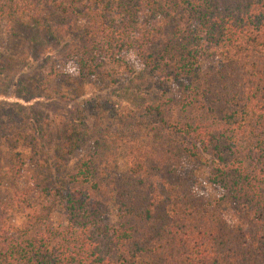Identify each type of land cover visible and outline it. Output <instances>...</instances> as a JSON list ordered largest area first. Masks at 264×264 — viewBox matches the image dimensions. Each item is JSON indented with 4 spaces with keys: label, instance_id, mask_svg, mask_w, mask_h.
I'll list each match as a JSON object with an SVG mask.
<instances>
[{
    "label": "trees",
    "instance_id": "trees-1",
    "mask_svg": "<svg viewBox=\"0 0 264 264\" xmlns=\"http://www.w3.org/2000/svg\"><path fill=\"white\" fill-rule=\"evenodd\" d=\"M24 33L40 91L97 89L38 123L0 49V264H264V0H0V34ZM35 190L65 226L14 225Z\"/></svg>",
    "mask_w": 264,
    "mask_h": 264
},
{
    "label": "rangeland",
    "instance_id": "rangeland-1",
    "mask_svg": "<svg viewBox=\"0 0 264 264\" xmlns=\"http://www.w3.org/2000/svg\"><path fill=\"white\" fill-rule=\"evenodd\" d=\"M26 33L19 37H11L4 36L0 34V48L2 50L3 56L5 58L4 62L6 64V74L3 81L4 90L12 95V98H7L11 103H18L26 112L28 116L36 120L38 123H42L43 119L47 120V125H57L59 120L54 121V115L63 114L68 115L75 112V103L81 102L80 100L90 99L95 93L96 89L94 86H87L83 89H78V86L71 85L70 87H74L75 90L71 95H68L66 99L67 102H62L60 100H53L55 95H50L51 92L44 93L38 89L36 84V76H40L41 62L36 65V63H30V67H33V71L23 73L22 70H25L23 67V63L21 61L23 51L25 46H23V42L25 41ZM50 39L52 38L47 35ZM45 36V38L47 37ZM43 38V36H42ZM55 39V38H54ZM53 43V39L51 40ZM50 43V42H47ZM44 44V42L39 43ZM55 51L59 52L61 50L60 47L54 44ZM209 53V52H208ZM205 55L204 67L208 69L213 65V56L209 54ZM130 64L132 67L137 69L141 68V61L136 52L131 54ZM124 76V79H127L128 76ZM127 84L125 81L123 85ZM53 94L58 93H66V87L58 86L56 84H51ZM76 85V84H75ZM33 97H37L33 100ZM171 97L176 98L177 93L171 94ZM6 99V98H5ZM32 101V102H31ZM21 108V107H20ZM22 109V108H21ZM90 125H95L94 121L89 120ZM108 125H113L112 123H108ZM88 144H85L82 149L75 151L69 158H67L64 162L65 170L68 172H72L82 155L83 152L87 150ZM8 158L4 163L5 167H8ZM40 166L43 167V162L40 163ZM38 167V171H48L47 169H41ZM42 172V173H43ZM8 181L11 183L10 178ZM28 179L23 180L21 186H27ZM12 188L6 185L0 186V199H6L9 197V194L12 192ZM35 197L32 201L33 208H30V213L23 214L18 213L15 215L13 222L14 225L21 231L29 233L33 235L37 233L38 230L46 229V227L50 225H64L66 223L65 216L56 209L53 204V201L49 198V196H41L38 190H35ZM65 226V225H64Z\"/></svg>",
    "mask_w": 264,
    "mask_h": 264
}]
</instances>
